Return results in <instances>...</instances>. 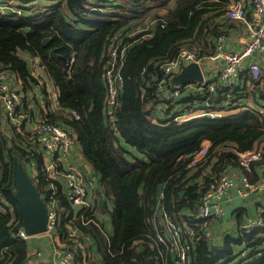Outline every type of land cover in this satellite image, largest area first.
<instances>
[{
  "label": "trees",
  "instance_id": "16d2710c",
  "mask_svg": "<svg viewBox=\"0 0 264 264\" xmlns=\"http://www.w3.org/2000/svg\"><path fill=\"white\" fill-rule=\"evenodd\" d=\"M0 2L21 10L19 14L8 11L0 15V68L14 75L13 86L23 104L19 109L28 114L30 122L45 117L71 133L81 156L90 165V175L98 189V194L96 188L92 191L96 212L89 214L86 223L77 218L79 211L58 189L56 231L61 241L80 252L78 242L92 237L96 248L88 243L86 250L99 257L102 264H175L176 254L171 246L155 238L157 231L168 234L155 215L156 206H161L179 228L178 243L189 247L186 264H264V212L258 226L240 228L236 235L222 233L214 239L205 237L209 220L204 225L202 220L193 218L195 204L209 184L225 173L228 162L237 163V152L264 143V115L255 106L238 103L241 97L264 99V88L246 71L245 84L237 81L233 86L216 88L211 97V108L239 105L237 112L217 118L200 116L178 124L169 115L193 99L186 95L177 99L175 108L162 104L160 116L151 119L160 104L156 84L162 77L161 63L182 46L194 49L198 39L217 33L212 19L222 12L209 14L211 1ZM149 20L154 21L149 29L151 35H131ZM44 38L48 40L44 42ZM112 39L129 44L117 62L122 82L116 95L117 105L111 110L114 119L110 120L103 74ZM51 48H55L58 57L50 55ZM27 57L36 58L51 81L58 107L52 106V98L40 82L42 78L32 74ZM40 86L42 99L28 97L34 87ZM7 123L8 130L0 123V247L6 245L13 253L5 257V264H26V246L8 234L22 220L13 196L15 163H23L40 192L48 180L43 151L34 138H28L25 123L21 124V131ZM204 141H209L206 157L189 166L192 154ZM98 198L103 200L109 230L99 223ZM74 216L77 236L72 241L67 237V224ZM187 226L193 236L185 230Z\"/></svg>",
  "mask_w": 264,
  "mask_h": 264
},
{
  "label": "built area",
  "instance_id": "2783aa9c",
  "mask_svg": "<svg viewBox=\"0 0 264 264\" xmlns=\"http://www.w3.org/2000/svg\"><path fill=\"white\" fill-rule=\"evenodd\" d=\"M94 4L95 0H90ZM244 3L250 4L252 11L256 15V21L250 22L244 14ZM90 8L98 9V7L90 6ZM19 14L20 8L9 5L8 3L0 2V15L6 12ZM226 16L232 19L243 20L247 25V40L244 46L238 51H227L222 48V34L218 35L216 43V51L212 55L213 58H221L222 65L219 71V79L221 85L217 86L214 82L202 81L186 82V83H171V74L177 73L182 65L189 62L200 63L201 58L193 48L182 46L178 52L170 59L161 63L162 77L157 81L156 90L160 101L158 112L161 113V105L167 104L175 108V103L178 98L183 96H192V93L198 94L199 103L186 102L182 109L172 110L169 116L176 123H182L192 118L207 116L209 118H217L225 116L220 108H211V97L216 88L233 86L236 83L240 71L243 69V59L253 52H260L264 55V0H238L231 4L226 9ZM154 21L149 20L142 26H137L131 33L142 32L141 37L146 38L151 35V26ZM128 43L121 44L119 40L112 39L109 42L108 53L109 59L104 71V78L107 84V111L110 120L114 119L111 114L113 106L117 105L116 95L121 86L122 78L117 67V62L121 60L124 50ZM36 59V58H35ZM72 60V57L69 61ZM248 70L254 82L264 80V70L255 61L248 64ZM11 73L0 68V110L7 117V120L16 125L21 131V124L28 120V114L22 112L21 98L17 89L11 84ZM49 96L52 98L53 105L57 104L56 90L49 85ZM40 105L43 107L44 102L41 100ZM54 107V108H56ZM44 108V107H43ZM158 114L152 116L155 120ZM31 126L27 128L28 138H34L37 141L38 147L43 151L44 168L47 173L46 179L48 183L44 186L41 193V198L44 201L46 209V227L45 230L37 233L36 236L46 235L47 238H54L55 230L59 221L58 198L57 191L60 188L64 193L67 201L73 206L74 210L79 211L78 219L82 223L88 221L89 214L96 212L93 206L94 195L90 192L93 188L94 177L90 175V165H87V170H81L77 165L69 160V150L75 145L73 136L64 127L47 120L45 117L36 119L30 122ZM264 152V144L252 147L247 150L237 152V164L240 167L239 176L222 174L219 179H215L209 184L208 189L204 192L199 200L202 203H196L193 218L202 220L205 225L207 220L219 218L223 213V198L233 188L236 187L237 193L241 196L247 195L252 190H259L264 187V173L259 182H251L247 178V171L251 164L262 158ZM207 155V146L202 144L201 148L195 151L188 165H194L199 160H202ZM51 179V180H49ZM55 179L56 181H53ZM162 193L158 195V203H161ZM198 200V201H199ZM3 205L0 203V210ZM75 211V212H77ZM264 212V209L261 213ZM155 215L159 217L161 226L168 232L167 236L161 232H156V241L162 244H169L176 254L175 264H186L187 262V244L178 243L179 228L170 219L169 215L161 208L156 206ZM74 217H70L67 224V237L74 240L77 236V228L72 221ZM260 214L251 216L243 224V227L249 228L260 224ZM14 225V224H13ZM185 230L190 236H193V231L190 227ZM9 235L12 238H26L29 234L25 231L20 223H16L9 229ZM31 235V234H30ZM205 237H211L208 230ZM77 246H83L82 241L78 242ZM76 247H71L64 241H56L53 246L52 258L47 261L42 259V250L36 248L33 250V255L38 261L37 264H77ZM8 257L9 251L6 246L0 248V258Z\"/></svg>",
  "mask_w": 264,
  "mask_h": 264
},
{
  "label": "crops",
  "instance_id": "0c3cea01",
  "mask_svg": "<svg viewBox=\"0 0 264 264\" xmlns=\"http://www.w3.org/2000/svg\"><path fill=\"white\" fill-rule=\"evenodd\" d=\"M209 1L212 2V4L209 6L210 8L209 14H216V13L222 12V13L217 14V16L213 17L212 19L213 24H216L215 28L217 29V33L209 35V36H203L202 39H198V41L194 42L193 47L195 50H197L198 54H200V56L202 57L199 64H200V67L203 73L204 81L214 82L217 84V86H219L221 85V81L219 79V71L222 65V60L221 58H218V57L217 58L212 57V55L216 51L215 45L218 42L217 37L218 35L222 34L223 38L221 40V43H222V48L224 50L238 51L244 46L247 40V25L243 20L232 19L226 16L225 14L226 9L229 6V4L235 1H238V0H209ZM243 9H244V14H245L246 19L250 22H255L256 15L252 11L250 4L244 3ZM157 12L159 13L160 11L158 10ZM146 18H148V16H146ZM54 52L56 53L55 48H54ZM27 58H29V64L31 66L30 69H32L31 70L32 74L36 77L38 76L44 79V80L40 79V82L44 83L43 85L49 94V90L51 88L49 87V85H52L51 81L47 78L41 66L38 64V61L34 57L33 58L27 57ZM252 61L257 62L264 70V55L261 54L260 52H253L243 59V69L240 71L237 77L236 83L237 81H240L241 82L240 84H242V82L243 84H245L244 76H245L246 71L248 72V74H250L248 71V64ZM33 65L35 66V68H33ZM10 82L12 85H16V80L13 74L11 75ZM256 84L264 88V80L260 82H256ZM247 86L250 90L251 85L248 84ZM43 93L44 92L41 91V86L38 88L34 87V89L29 92L28 97L31 98L33 96V98L36 97L38 99L39 98L42 99ZM192 97L193 99H190L189 102L199 103L198 94L192 93ZM238 103L248 104L252 107L255 106L254 108L258 110L262 115H264V99L263 98H259L255 100V99H250L247 97H241ZM22 106L23 104H21L20 108H22ZM52 106L56 107V105H53V104ZM158 106L159 104L155 108V112L156 114H158V117H159L162 112L161 113L158 112L159 110ZM240 108L241 106L237 105L232 108L221 107L220 109L223 110L225 115H229V114L237 112ZM34 109L38 110V107L34 106ZM6 120H7V117L0 110L1 127L6 128L8 130L9 124L7 123L8 121L6 122ZM24 123H25L26 128H29L31 126L29 120H26ZM203 144L208 146L209 141H204ZM261 144H264V143H260L259 145ZM263 157H264V154L262 158L254 161L253 164H251L250 169L247 171V178L249 181L259 182L261 180V177L264 173ZM69 160L75 165H77L81 170L83 169L87 170V165L89 163L87 164L86 160L81 156L77 145H73V147L69 150ZM239 172H240V167L236 162L232 161V162L227 163L226 168H225L226 174L234 175V177L236 176L238 177ZM95 185L96 183L94 180L93 188H90V192L94 191V189L96 188ZM222 206H223V213L221 214V216L219 218L210 219L208 222L207 230H208L209 235L213 239L220 237L222 233L223 234L231 233L232 235H236L238 230L240 228H243V224L251 216H257L258 214H260V222H262L261 211L264 209V187L259 190H252L245 196L239 195L237 193L236 187H233L224 196ZM99 219L102 221L101 222L99 220V223L103 224V226L107 227L109 230L110 221L104 211H101V215ZM54 234H55L54 238L48 237L46 240H42L41 236L43 235L36 236V234H33V235L29 234V236L26 238H14L16 240L17 239L22 240L24 245L26 246V252H25L26 258H27L26 264H37L38 261L35 259L33 255V250L36 248H40L42 250V259L40 258V260L45 259L49 261L52 258L53 246L55 245L56 241L61 240L56 230ZM88 243L92 244L93 249L96 248L92 237H90V239L87 242H82L83 246L80 248V252H76L77 264H102L99 257L97 258L95 254L86 250V244ZM8 251H9V256H11L13 254L12 251L10 249ZM0 259H2L1 264H5V261H4L5 256L1 257Z\"/></svg>",
  "mask_w": 264,
  "mask_h": 264
},
{
  "label": "water",
  "instance_id": "95a60500",
  "mask_svg": "<svg viewBox=\"0 0 264 264\" xmlns=\"http://www.w3.org/2000/svg\"><path fill=\"white\" fill-rule=\"evenodd\" d=\"M28 31V27L23 28ZM48 38H44L46 42ZM50 55L58 57V54L54 52V48L50 49ZM203 73L200 64L197 62H189L182 65L180 70L173 74L170 78L171 83H186L194 81H202ZM14 198L18 202L22 220V227L28 234H37L45 230L46 227V209L44 201L41 198V193L37 190L35 183L33 182L30 175L27 173L23 163L18 160L14 166ZM96 194L98 189H95ZM180 194L182 191L179 192ZM98 206L101 211L104 210L103 200L98 198ZM198 203H202L201 200ZM42 240H46L47 236H41Z\"/></svg>",
  "mask_w": 264,
  "mask_h": 264
},
{
  "label": "rangeland",
  "instance_id": "374dc122",
  "mask_svg": "<svg viewBox=\"0 0 264 264\" xmlns=\"http://www.w3.org/2000/svg\"><path fill=\"white\" fill-rule=\"evenodd\" d=\"M163 11V9H161L160 10V12H162ZM33 68H35V66L33 65ZM33 71H35V70H33ZM208 147V146H207ZM28 173H29V170H28ZM42 196V195H41ZM2 200V202L5 204V205H7V202H6V200L5 199H1Z\"/></svg>",
  "mask_w": 264,
  "mask_h": 264
}]
</instances>
